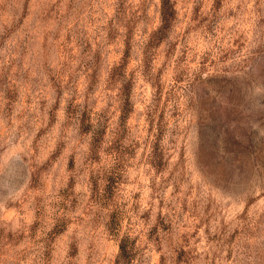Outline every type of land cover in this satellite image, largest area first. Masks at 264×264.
I'll return each instance as SVG.
<instances>
[{"label":"rangeland","instance_id":"rangeland-1","mask_svg":"<svg viewBox=\"0 0 264 264\" xmlns=\"http://www.w3.org/2000/svg\"><path fill=\"white\" fill-rule=\"evenodd\" d=\"M173 1L0 0V264H264V0Z\"/></svg>","mask_w":264,"mask_h":264},{"label":"trees","instance_id":"trees-1","mask_svg":"<svg viewBox=\"0 0 264 264\" xmlns=\"http://www.w3.org/2000/svg\"><path fill=\"white\" fill-rule=\"evenodd\" d=\"M160 12H161V24L154 31V34L151 35L152 37L148 41L149 47L155 44V39L158 40L162 38L166 33V31L172 25L177 12L175 2L173 0H161ZM116 68H114V70ZM85 131L91 132V136H92L91 152L93 154H97V151L101 147V144L105 137L106 129L102 127L95 128L94 125L87 124ZM119 141L120 138L115 137V139L112 141V144L108 148L109 154H111V156L114 158L115 161L114 167L112 169H115L116 166L119 167L121 165V162L123 161L124 153L119 145ZM102 179L103 181H105V187L103 188L104 193H100V195L106 196V194H109L113 189L117 188L116 186L117 182H116L114 170H112L110 174H108V176ZM93 183L98 188L99 180L95 179L93 180ZM110 218L111 219L108 222L109 227L113 235H115L117 237V240L119 241V253L117 257L118 258L117 264H133L137 253L135 240L130 236L129 233L121 234V228H120L121 216L118 214L117 210H112V213L110 214Z\"/></svg>","mask_w":264,"mask_h":264}]
</instances>
